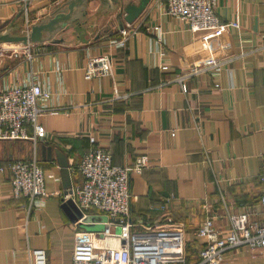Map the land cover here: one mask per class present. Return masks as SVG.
<instances>
[{"label":"crops","instance_id":"1","mask_svg":"<svg viewBox=\"0 0 264 264\" xmlns=\"http://www.w3.org/2000/svg\"><path fill=\"white\" fill-rule=\"evenodd\" d=\"M67 1L32 0L31 27L64 11ZM130 2L139 0H124L125 6ZM23 8L22 0H0V27L22 21ZM122 12L127 26L122 5L88 0L78 21L50 41L30 44L31 58L23 53L0 58L3 84L33 77L50 90L49 105L60 110L39 119L47 131L39 147L49 194L45 206L28 216L27 200L13 195L11 173H0V264H28L31 248L46 250L48 264H71L76 233L96 227L71 219L61 194L80 184L78 167L91 137L112 153L116 165L149 157L150 168L131 177L133 220L159 224L150 203L169 199L167 216L185 228L190 264L198 261L203 241L195 232L207 218L214 217L225 233L229 213H247L252 223L264 219L259 202L264 191V0H219L220 19L239 16L241 34L191 32L166 13L165 0H152L119 47ZM107 25L110 29H102ZM155 28L164 33L163 43ZM202 37L213 47L230 45L246 56L221 75H195L217 53L201 49ZM103 55L110 56L113 74L88 80L89 60ZM30 154V142L0 141V166ZM222 264H264V252L240 248L228 252Z\"/></svg>","mask_w":264,"mask_h":264},{"label":"built area","instance_id":"2","mask_svg":"<svg viewBox=\"0 0 264 264\" xmlns=\"http://www.w3.org/2000/svg\"><path fill=\"white\" fill-rule=\"evenodd\" d=\"M32 0H22L23 14L28 24L32 22L29 4ZM166 13L186 24L191 32L229 33L236 30L242 33L240 17L231 22H223L217 12L219 0H165ZM32 28V27H31ZM131 25L119 28L121 39L115 41L124 47L131 32ZM150 31V28H148ZM158 42L163 43L164 33L155 28ZM205 52L216 50L205 64L193 74L221 75L229 71L233 60L244 58L243 51L236 54L230 45L213 47L205 37L199 39ZM30 45L15 48L12 54L23 53L31 58ZM7 49L0 46V55ZM164 56V54H163ZM164 70L168 66L164 64ZM99 73L105 76L113 74V63L109 55L91 58L86 68V78L93 79ZM185 78L178 79L184 92H187ZM219 88L220 85L216 84ZM51 92L33 77L27 82L7 86L0 80V141H27L31 145L28 158L14 159L0 166V173H11L12 192L16 199L27 200V214L45 206L49 194L46 192L45 168L40 156L41 141L47 137V131L39 123L44 115H55L59 109L49 105ZM175 133L172 132V136ZM91 147L84 153L78 167L81 176L79 185L61 194L63 203L72 201L83 214L79 222L88 216H104L105 220L93 222L96 229L80 230L76 233L71 264H186L187 237L182 224L167 217L159 224L138 223L132 217L130 181L132 175H141L151 166L150 159L143 154L129 165H116L112 153L99 146L94 137L90 138ZM264 187V166L260 175ZM166 199L153 201L149 209L153 212L167 213ZM264 209V191L260 197ZM229 229L222 232L215 226V218H207L195 232L203 241L197 264H222L224 256L233 250L248 247L264 252V219L252 223L247 213H229ZM99 226V228H98ZM28 264H48L46 250L29 249Z\"/></svg>","mask_w":264,"mask_h":264},{"label":"water","instance_id":"3","mask_svg":"<svg viewBox=\"0 0 264 264\" xmlns=\"http://www.w3.org/2000/svg\"><path fill=\"white\" fill-rule=\"evenodd\" d=\"M88 0H68L64 6L66 9L62 12L56 13L51 18H45L38 24L32 26L31 31L27 35H15L12 33V26L5 32L2 31L3 27H0V46L6 44H39L52 40L56 34L66 29L73 22L78 21L81 16L86 13V4ZM108 4H114V6H121L125 12L124 20L127 24L131 25L137 20L143 12L147 9L152 0H139L138 4L130 2L125 6L124 0H102ZM120 15V27L124 28V24L121 21ZM63 209L71 217V219L82 218L83 214L78 210L76 205L72 202H66L63 204ZM91 230V229H89Z\"/></svg>","mask_w":264,"mask_h":264},{"label":"rangeland","instance_id":"4","mask_svg":"<svg viewBox=\"0 0 264 264\" xmlns=\"http://www.w3.org/2000/svg\"><path fill=\"white\" fill-rule=\"evenodd\" d=\"M98 23L99 22L96 21L93 24V26H97ZM109 25L105 26L102 29H104V30L110 29L111 26L109 27ZM10 26H12L11 27L12 28V33L15 34V35H27L31 31V23L28 24L25 18L22 21L17 22L16 24L3 26L2 31L5 32L8 28H10ZM101 26L96 27V28H100ZM96 30H98V29H96ZM1 46H3V45H1ZM4 46L7 49V51L4 52V54H5L4 56L0 55V58H2V57L6 58L9 54L13 53V50H15V48H22L24 45L23 44H6ZM92 219H95V218H93V216L86 217L83 220L84 225H87V226L91 225L93 223V222H91ZM188 245L189 244H187V246H186L187 250H188Z\"/></svg>","mask_w":264,"mask_h":264},{"label":"trees","instance_id":"5","mask_svg":"<svg viewBox=\"0 0 264 264\" xmlns=\"http://www.w3.org/2000/svg\"><path fill=\"white\" fill-rule=\"evenodd\" d=\"M259 201H260V199H259ZM152 203V202H151ZM150 203V204H151ZM149 211H150V209H149ZM150 213L151 214H155V215H157V217L159 218V222H164L165 221V219L167 218V217H169V216H167V213H161V212H153V211H150ZM187 252H188V250H187ZM199 257V256H198ZM198 261H199V258H198ZM198 261H197V263H198ZM197 263H195V264H197ZM186 264H190V257H188V253H187V263Z\"/></svg>","mask_w":264,"mask_h":264}]
</instances>
